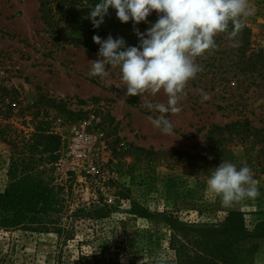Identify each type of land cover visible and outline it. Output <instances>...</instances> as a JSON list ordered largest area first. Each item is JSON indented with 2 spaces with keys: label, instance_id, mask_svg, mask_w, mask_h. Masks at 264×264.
<instances>
[{
  "label": "rangeland",
  "instance_id": "1",
  "mask_svg": "<svg viewBox=\"0 0 264 264\" xmlns=\"http://www.w3.org/2000/svg\"><path fill=\"white\" fill-rule=\"evenodd\" d=\"M249 4L255 8L246 19L252 28L249 51L257 52L264 48V0H249ZM91 7L94 6H74L61 16L60 31L75 38L70 42L63 34L60 40L53 34L42 16L39 0H0V81L20 91L22 105L34 103L33 110L48 113L49 130L61 137L58 159L51 171L47 164L45 177L62 199L54 221L73 237L64 244L62 237L67 232L59 237L55 232L0 227V264H99L96 255L100 254L96 252L100 251L103 238L111 247L124 251L120 260L114 258L111 264H121L122 258L125 264H168L164 257H170L172 252L165 250V229L161 231L166 234L161 236L163 245L155 239L148 247L145 239L138 241L131 236L148 223L129 215V200L116 194L119 189L128 192L127 187L152 209L172 205L171 201L182 207L186 201H194L204 216L214 217L228 209L244 211L249 226L254 227L264 217V144L228 143L210 153L213 143H205L204 136L212 124L244 117H249L254 126H264V73L240 72L234 63L238 47L231 46L225 33H218L216 48L209 49L217 57L214 71L218 76L205 68L198 86H186V94L178 105L181 111L164 114L174 124L173 134H164L149 120L160 113L144 107L148 101L167 104L163 90L155 95L145 92L140 97L125 96L126 85L119 78V66L106 65L109 75L103 78L89 75L91 61L100 57L99 51L89 52L84 42L100 48L93 36L123 37L128 46L137 39L134 22L122 23L114 9L95 28L88 18ZM151 15L158 19L156 12ZM157 19L135 27L145 32ZM221 63L224 67L218 69ZM201 89L210 96L208 101L201 102ZM41 96L65 102L73 113L39 103ZM22 121L20 115L11 116L5 122L8 126L4 135L14 138L16 127L26 129ZM79 131L104 134L82 158L68 149V141ZM12 146L0 137V191L10 183ZM136 147L153 151L151 158L139 155ZM176 150L183 154L174 153ZM223 160L237 168L250 167L258 187L254 199L225 207L220 195L208 189L207 179ZM93 203L106 204L109 216H85ZM189 212L195 217L199 211ZM128 241L133 249H129ZM237 264H264V238L246 241Z\"/></svg>",
  "mask_w": 264,
  "mask_h": 264
},
{
  "label": "trees",
  "instance_id": "2",
  "mask_svg": "<svg viewBox=\"0 0 264 264\" xmlns=\"http://www.w3.org/2000/svg\"><path fill=\"white\" fill-rule=\"evenodd\" d=\"M97 2L98 0H39L42 16L59 40L60 35L63 34L60 31L61 16L74 6L83 4L94 6ZM148 19L154 21L157 18L150 15ZM228 31H231V24ZM225 35L227 36V32ZM63 36L70 42L75 40L74 37L64 34ZM251 37L252 28L246 23L235 38L239 41V46L236 49L234 63L242 73L256 71L264 73V48L257 52L249 51ZM138 43L137 37L132 46H137ZM84 44L89 52L99 51L98 47L90 43L84 42ZM216 60L217 57L212 56L209 50L197 57L196 61H199L200 67L205 63L204 67H201V71L186 86H198L202 81L199 75H204L205 68H208L207 72L218 76V73L214 71L217 70L214 65ZM223 67V63L217 66L218 69ZM223 84L226 85V83ZM201 87L204 86L201 85ZM211 88L215 89V86L212 85ZM38 102L48 106L50 104L61 112L73 113L67 110L65 102L49 99L46 96H41ZM21 103L20 91L0 81V137L13 143L8 173L10 183L3 191H0V227L6 230L23 227L33 231L55 232L59 237L67 232L68 235L62 237L66 244L68 239L73 238L72 235H69V230L54 221L55 214L60 211L61 195L45 177L48 172L47 164L51 165L49 168L51 171L58 159L61 137L55 130H49L48 113L41 114L39 110H33L34 103L25 106ZM14 115H20L23 118L22 125L26 129L16 127L13 133L14 138H10L4 135L5 128L8 126L5 122ZM204 137L205 143H213L210 146V153L220 150L228 143L264 144V126H254L249 117H244L225 124H212ZM136 150L141 156L145 154L147 159L151 158L150 155L153 152L143 147H136ZM174 153L183 154L178 150ZM49 154H51L50 157ZM188 156L192 157V155ZM119 190L116 194L129 200L128 214L148 223L146 228H139L136 235H131L133 238L138 241L145 239L148 247L155 242V239L160 240L163 245L161 236L164 233L161 231L166 230L165 250L172 252L170 257H164L168 264H237L241 247L246 241L251 238H264V217L254 227H250L244 211L228 209L214 217L204 216V212L197 209L194 201H190L191 203L186 201L184 207L171 201L172 205L164 204L162 207L152 209L151 206L134 197L130 187H127L128 192ZM190 198L193 197H188ZM86 210L88 211L85 216L97 219L106 218L110 213L106 204L100 206L93 203ZM190 210H198V215L191 217ZM128 244L129 249H133L129 241ZM100 246V251L96 252L100 254L96 255L100 258L99 264H111L114 258L118 262L120 254L124 252L121 247H111L106 238H103Z\"/></svg>",
  "mask_w": 264,
  "mask_h": 264
},
{
  "label": "clouds",
  "instance_id": "3",
  "mask_svg": "<svg viewBox=\"0 0 264 264\" xmlns=\"http://www.w3.org/2000/svg\"><path fill=\"white\" fill-rule=\"evenodd\" d=\"M110 9L116 11L122 23L134 22L139 43L128 46L123 37L93 36L100 45V59L91 61L89 75L103 78L109 75L106 65L119 66V78L126 85L125 96L140 97L145 92L155 95L163 90L167 104L148 101L144 107L160 113L149 120L168 135L173 134L174 124L164 114L181 111L178 105L186 94V85L201 71L196 58L216 48L218 33L227 32L231 46L238 47L235 38L255 12L249 0H98L88 17L95 28L104 23ZM153 12L158 14V19L145 32H140L135 26L148 22ZM200 94L201 102L210 99L203 89ZM207 186L220 195L225 207L258 195L250 167L237 168L224 160L207 179ZM121 264H125L123 258Z\"/></svg>",
  "mask_w": 264,
  "mask_h": 264
},
{
  "label": "built area",
  "instance_id": "4",
  "mask_svg": "<svg viewBox=\"0 0 264 264\" xmlns=\"http://www.w3.org/2000/svg\"><path fill=\"white\" fill-rule=\"evenodd\" d=\"M103 135V133L79 131L68 141V149H70L71 153L80 154L78 157L82 158L91 152L93 148L92 143H96ZM72 155L75 156L74 154Z\"/></svg>",
  "mask_w": 264,
  "mask_h": 264
}]
</instances>
